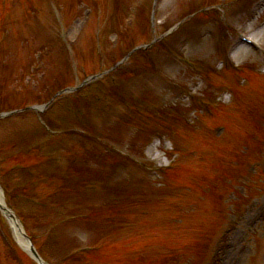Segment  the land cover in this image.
I'll return each mask as SVG.
<instances>
[{"label":"rangeland","instance_id":"374dc122","mask_svg":"<svg viewBox=\"0 0 264 264\" xmlns=\"http://www.w3.org/2000/svg\"><path fill=\"white\" fill-rule=\"evenodd\" d=\"M213 1L224 4L221 11L211 10L209 21L188 20L177 34V38L187 39L184 62L177 60L174 47L169 49L176 55L158 47L153 52L154 67L137 65L130 69L128 80L122 81V85L114 81L115 77L109 81L104 77L92 79V91L86 100L92 103V114L89 112L92 115V149L84 148L82 154L89 159L92 169L85 184L84 172L81 174L82 187L92 188V193L82 194L81 189L74 195L58 198L60 201L50 215L29 210L27 205L17 202L20 217L39 249L45 253L48 250L50 264H164L169 257L176 259L175 253L187 263H193L195 257L198 258L199 240L205 239L206 233L212 234L214 227L235 221L237 224L231 229V241L220 264H264V192H255L252 183L264 179V75L255 78L250 73L251 81L230 99L217 102L218 87L222 85L226 90L233 82L224 71L226 66L218 67L222 57L216 43L214 52L210 47L214 45L212 41L198 36L202 26L211 20L220 25L223 32L220 40L226 42L230 31H224L225 26L235 30L240 23V18L235 24L233 20L228 22L236 13L235 7L246 5L241 8L245 12L253 0H156L161 3L155 8L156 28L149 25V6L146 15L139 8L138 0H123L126 5L117 7L122 13L129 5L136 8V12H131L136 15L135 25L130 28L124 25L128 10L123 16L114 18L113 3L98 0L102 10L97 9L96 18L91 17L77 41L82 45L76 47L82 52L79 58L84 61V67L97 73L99 60L94 50L86 53V49L91 51V46L94 49L91 36H96L95 27L100 29L97 35L102 34L104 38L101 63L106 69L117 62L119 52L131 43L148 42L152 31L163 32L166 27L186 18L188 12L189 15L200 5ZM230 1L234 4H227ZM52 3L60 7L58 19L72 36L85 10L92 9L89 0H53ZM11 6L19 5L11 1ZM48 9L46 4L23 13L12 10L15 25L0 29V49L4 52L0 65L6 64V68L0 67V87L4 94L14 88L21 89L20 96L27 95L30 104L42 102L64 82L71 85L74 80L76 64L67 62L68 69H61L55 50L49 49L45 57L43 54L41 62L34 58V45L44 42L45 38L51 39V34L59 28L52 22ZM256 23L250 33L257 34L264 43V33H259L261 29ZM214 29L220 33L219 29ZM33 33L37 36L36 42L31 37ZM114 35L118 36L119 52L108 45ZM168 42L175 44L171 39ZM239 53L240 68L256 72V75L260 73L261 59L253 58V53L244 50ZM11 56L13 60L7 65ZM31 65L38 68L43 77L38 73L27 87L25 79L30 76L27 73ZM126 67H131L130 63ZM131 76L133 80L139 79L131 81ZM115 88L124 91L122 103L110 95ZM203 104L210 108L199 116L196 111ZM67 113L57 114L52 119L59 122L68 117ZM99 113L107 120L97 116ZM51 126L59 128L57 123ZM4 132L0 133L2 139L8 135ZM153 133L157 138L153 137L155 140L150 142ZM62 136L68 138L71 134L63 133ZM254 136L257 140H252ZM156 141L159 145L152 147ZM4 142L0 141V155H5L3 151L9 149ZM72 147L76 152L74 144L69 145L68 151L72 152ZM245 147L248 151L244 154ZM251 162H257L254 179H244V166ZM145 167L150 170L146 172ZM168 170L180 173L172 176ZM230 176L234 179L232 186ZM77 180L81 182L80 178ZM37 189L39 199L49 193L46 187ZM222 193H228L232 206L226 220L214 212L215 201ZM239 195H244L250 203L242 205L236 198ZM231 202L239 204L234 206ZM51 222H56V229L49 230ZM87 248L93 251L100 248L103 252L100 257L96 254L99 259H95L82 254L81 250ZM18 252L6 223L0 218V264H19Z\"/></svg>","mask_w":264,"mask_h":264},{"label":"bare ground","instance_id":"6f19581e","mask_svg":"<svg viewBox=\"0 0 264 264\" xmlns=\"http://www.w3.org/2000/svg\"><path fill=\"white\" fill-rule=\"evenodd\" d=\"M239 54V53H238ZM1 201V200H0ZM12 224V223H11ZM12 226H13V224H12ZM14 227V226H13ZM13 233H14V236L17 238V240H18V242H19V244L25 249V242H23L24 241V239L22 238L21 239V236L16 232V230H15V228L13 229Z\"/></svg>","mask_w":264,"mask_h":264}]
</instances>
